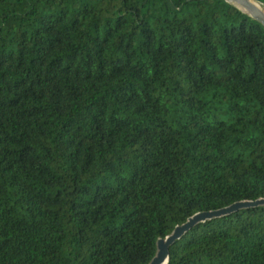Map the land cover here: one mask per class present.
<instances>
[{
  "label": "trees",
  "instance_id": "16d2710c",
  "mask_svg": "<svg viewBox=\"0 0 264 264\" xmlns=\"http://www.w3.org/2000/svg\"><path fill=\"white\" fill-rule=\"evenodd\" d=\"M263 199L262 24L225 0H0V264H150ZM168 264H264V206Z\"/></svg>",
  "mask_w": 264,
  "mask_h": 264
},
{
  "label": "water",
  "instance_id": "95a60500",
  "mask_svg": "<svg viewBox=\"0 0 264 264\" xmlns=\"http://www.w3.org/2000/svg\"><path fill=\"white\" fill-rule=\"evenodd\" d=\"M230 6H233L243 14L248 15L253 20L262 24L264 27V14L260 10L258 5L263 4L259 3L256 0H225ZM264 206V199L258 202H244L236 204L235 206L210 213L198 214L195 217L191 218L185 225L177 227L174 233L164 239L160 240L158 243V253L155 259L150 264H168L170 260V249L171 247L180 240L185 234L192 231L198 224L203 223L207 220L217 219L226 217L235 212L236 209L250 208V207H262Z\"/></svg>",
  "mask_w": 264,
  "mask_h": 264
},
{
  "label": "bare ground",
  "instance_id": "6f19581e",
  "mask_svg": "<svg viewBox=\"0 0 264 264\" xmlns=\"http://www.w3.org/2000/svg\"><path fill=\"white\" fill-rule=\"evenodd\" d=\"M259 6V8H260V10L263 12V14H264V7L262 6V5H258Z\"/></svg>",
  "mask_w": 264,
  "mask_h": 264
}]
</instances>
